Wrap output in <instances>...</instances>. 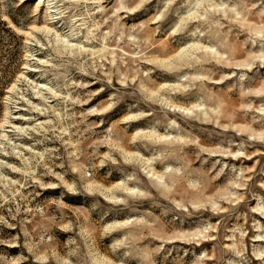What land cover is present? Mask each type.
<instances>
[{
  "label": "rangeland",
  "instance_id": "rangeland-1",
  "mask_svg": "<svg viewBox=\"0 0 264 264\" xmlns=\"http://www.w3.org/2000/svg\"><path fill=\"white\" fill-rule=\"evenodd\" d=\"M0 264H264V0H0Z\"/></svg>",
  "mask_w": 264,
  "mask_h": 264
},
{
  "label": "bare ground",
  "instance_id": "bare-ground-1",
  "mask_svg": "<svg viewBox=\"0 0 264 264\" xmlns=\"http://www.w3.org/2000/svg\"><path fill=\"white\" fill-rule=\"evenodd\" d=\"M49 12H50V14H51V24H54L55 22H54V20H55V16L53 15L54 14V11L53 10H51V8H49ZM46 31H48V33H51L53 30L52 29H49V28H44ZM209 47H206V49H208ZM188 55V54H187ZM244 97V96H243ZM256 98H259V97H256ZM252 99V98H251ZM173 243V242H172Z\"/></svg>",
  "mask_w": 264,
  "mask_h": 264
}]
</instances>
